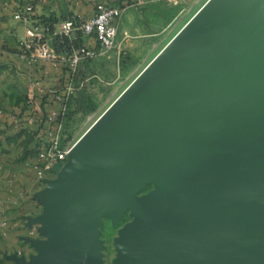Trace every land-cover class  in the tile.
<instances>
[{"label":"water","instance_id":"95a60500","mask_svg":"<svg viewBox=\"0 0 264 264\" xmlns=\"http://www.w3.org/2000/svg\"><path fill=\"white\" fill-rule=\"evenodd\" d=\"M52 169L0 264H104L126 208L113 264H264V0H207Z\"/></svg>","mask_w":264,"mask_h":264},{"label":"rangeland","instance_id":"374dc122","mask_svg":"<svg viewBox=\"0 0 264 264\" xmlns=\"http://www.w3.org/2000/svg\"><path fill=\"white\" fill-rule=\"evenodd\" d=\"M206 1L156 0L141 8L130 7L122 27L118 30L120 48L79 63L82 91L92 97L97 106L88 113L82 112L74 101H71L70 108L67 106L62 130L71 144L97 121ZM23 103H26L25 100ZM18 107L21 106L16 105ZM15 129L7 132V128L0 126V195L8 194L18 203L33 200L36 202L37 213L30 216H36L42 213L48 203L42 193L47 191V181L55 179L57 172L51 169L41 176L36 173L34 163L40 162L37 139L28 129L16 132ZM66 160L67 158L58 162L65 163ZM152 189L154 184L149 182L138 194L148 193ZM3 218L4 215L1 214L0 219ZM130 220L129 208L116 220L107 215L100 216L97 237L102 241L100 251L104 264H113L117 256L114 239L119 236V229ZM2 230L3 227L0 228Z\"/></svg>","mask_w":264,"mask_h":264},{"label":"built area","instance_id":"2783aa9c","mask_svg":"<svg viewBox=\"0 0 264 264\" xmlns=\"http://www.w3.org/2000/svg\"><path fill=\"white\" fill-rule=\"evenodd\" d=\"M145 0H133L134 4H141ZM31 0H20L15 6L12 16L24 25V33L20 36V55L28 60H41L51 66L67 64L71 70L79 67V63L88 58L112 49L120 48L118 35V21L125 9L124 5L108 0H97L94 3V11L89 16L70 14L63 19L52 22L53 29L44 21L34 20L32 16ZM79 30L85 39L93 38L95 45L87 42L79 46H73L69 52L57 50L54 46L53 35L73 36ZM50 92L57 107L44 112L40 105H31V114L27 115L26 123L32 125L37 117L42 123L36 128H27L37 139L39 144V163H34L36 173L41 176L47 170H51L58 161L67 158L73 146L68 138L63 135L62 122L66 113L68 99L74 92V84L70 78H64L61 85L53 86ZM0 107V113H3ZM13 127L20 129L18 113H11ZM41 163V164H40ZM6 223L4 217L0 225ZM28 226V225H27ZM38 231V224L27 227L26 236L31 238L42 237ZM27 242V241H26ZM28 244V242H27ZM29 245V244H28ZM32 247V246H31ZM30 252L18 251V255H28Z\"/></svg>","mask_w":264,"mask_h":264},{"label":"crops","instance_id":"0c3cea01","mask_svg":"<svg viewBox=\"0 0 264 264\" xmlns=\"http://www.w3.org/2000/svg\"><path fill=\"white\" fill-rule=\"evenodd\" d=\"M18 1L20 0H0V107L4 111L0 113V126L7 128V132L9 129H15L13 123H9L12 119L11 113L29 108L34 103L48 109L56 108L58 103L53 98L50 88L61 85L65 77L60 65L51 66L41 60H28L20 55L19 38L24 33V25L12 16ZM96 1L31 0L32 16L38 21L46 18L63 19L70 14L89 16L94 11ZM132 1L121 0V5H124L125 9L118 21V30L122 27L123 19L130 7L141 8L156 0H145L141 4H134ZM86 42L90 45L96 44L93 38L87 39ZM16 105L21 107L16 108ZM17 130L20 129L14 131ZM0 201V216L3 214L6 218L5 225H0L3 227L0 231V261L6 263L10 261L9 255L13 253L33 251L26 242L25 218L35 215L37 208L33 200L18 203L8 194L0 195Z\"/></svg>","mask_w":264,"mask_h":264},{"label":"trees","instance_id":"16d2710c","mask_svg":"<svg viewBox=\"0 0 264 264\" xmlns=\"http://www.w3.org/2000/svg\"><path fill=\"white\" fill-rule=\"evenodd\" d=\"M112 2L117 3V4H121V0H112ZM54 20H56V19H50V18L44 19V21H46L49 24L50 30L53 29L52 22ZM53 39H54L55 48L57 50L66 51V52H69L73 46H79L83 42L86 43V40H87V39H85V37H83L81 35L79 30H77L75 32V34L71 37H69L67 35H61V34L55 33L53 35ZM88 59H85V60H88ZM60 66L65 72L64 78H70L74 84V92L70 95V97L68 99V104H67L68 108H70L71 101H74L76 106L78 108H80L82 110V112L88 113V112L93 111L96 108L97 103L95 102V100L92 97L84 94L82 91L83 88H81L82 86L80 85V81H79L80 67H77L76 69L71 70L67 64H61ZM64 78H63V80H64ZM41 108L44 112H46L48 110V108H45L42 105H41ZM17 113H18L19 122H20V130H26L27 128H33L34 129V128H36L42 124V123H40V121L37 117H34L35 121L32 125H28L26 123L27 115L31 114L29 108H22L21 110L17 111ZM7 114H9V113H7ZM9 123L10 124L12 123V119L10 120Z\"/></svg>","mask_w":264,"mask_h":264},{"label":"bare ground","instance_id":"6f19581e","mask_svg":"<svg viewBox=\"0 0 264 264\" xmlns=\"http://www.w3.org/2000/svg\"><path fill=\"white\" fill-rule=\"evenodd\" d=\"M104 113H105V112H104ZM104 113H103V114H104ZM103 114H102V115H103ZM102 115H101V116H102ZM101 116H100V117H101ZM100 117H99V118H100ZM99 118H98V119H99ZM98 119H97V120H98ZM95 122H96V121H95Z\"/></svg>","mask_w":264,"mask_h":264}]
</instances>
